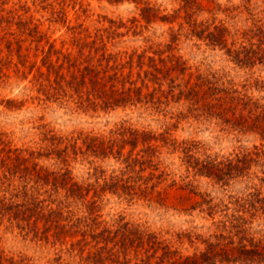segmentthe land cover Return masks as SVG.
Returning <instances> with one entry per match:
<instances>
[{
  "label": "rangeland",
  "instance_id": "rangeland-1",
  "mask_svg": "<svg viewBox=\"0 0 264 264\" xmlns=\"http://www.w3.org/2000/svg\"><path fill=\"white\" fill-rule=\"evenodd\" d=\"M263 111L264 0H0V264H264Z\"/></svg>",
  "mask_w": 264,
  "mask_h": 264
},
{
  "label": "trees",
  "instance_id": "trees-1",
  "mask_svg": "<svg viewBox=\"0 0 264 264\" xmlns=\"http://www.w3.org/2000/svg\"><path fill=\"white\" fill-rule=\"evenodd\" d=\"M252 57L247 56L245 58L246 61H250ZM154 71L156 72H160V70L158 68H156V66H154ZM102 71L97 70L96 68H92L89 66H86L84 69L81 70V77H80V83H78V86H82V85H86L87 83V79H88V83H91L93 90L96 91V93L100 92V88L101 85L105 86V84H103L101 82L102 79H104V77H101ZM118 76H112L113 81L117 80ZM77 77H75L76 79ZM91 91V90H90ZM131 91V89L129 90ZM105 93V92H104ZM99 94H102L101 92ZM128 94V93H127ZM106 97L105 98V102L108 105H113L115 103H118L120 100L116 97V95H109L107 93H105ZM102 96V95H101ZM262 117H264V111L260 114L255 115V117L253 118V127L257 128L259 127L260 129H262V135L264 137V125L262 124V122L264 121V119L262 120ZM261 119V120H260ZM134 144L136 142H138L139 139V133H134ZM149 139V138H148ZM146 141V140H145ZM238 162H245V159H240ZM204 169H206L207 174H212V170L211 169H215V165L213 166H206ZM204 171V170H203ZM211 171V172H210ZM63 178L62 180H67L69 178L66 177L65 174H62ZM122 180H117L116 181V185L119 184V182ZM114 235L111 229H105L102 230V232H100V234L98 235H94V238L97 237H103V241L105 243H111V241H113L115 244V247L117 248V246H119V249L122 250L125 254H127L130 245L133 244L135 241L138 240L139 242V246L143 245V236L141 235V233H139L137 230L133 231V229L128 228V224L122 225L119 228L116 229V231H114ZM120 235V237L118 239L117 236ZM116 239V240H115ZM212 248V245L210 247V249ZM209 249V251H206L205 253L202 254L201 258L204 259V261L209 260L210 256H211V250ZM238 251L240 252L241 255H244L245 257L249 258L252 257L254 255L260 254V255H264V245L260 246V243L258 244H252V248H247V246L245 244H242L241 247H237ZM120 250L118 251H114V247L107 249V246H103L101 247L98 251H96L93 256L90 258V262L92 264H108V262H119L118 258H120ZM224 260H228V256H226V258H224ZM129 262V261H126ZM144 263H146L145 260H143ZM120 264H123V262H119ZM172 264H198V259H196V257H187L185 258L183 261H175Z\"/></svg>",
  "mask_w": 264,
  "mask_h": 264
}]
</instances>
